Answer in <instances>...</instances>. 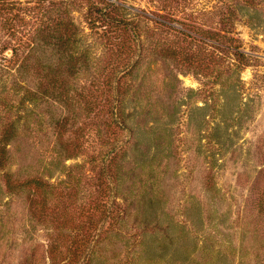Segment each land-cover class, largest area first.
<instances>
[{"label": "rangeland", "instance_id": "rangeland-1", "mask_svg": "<svg viewBox=\"0 0 264 264\" xmlns=\"http://www.w3.org/2000/svg\"><path fill=\"white\" fill-rule=\"evenodd\" d=\"M0 149V264H264V0H0Z\"/></svg>", "mask_w": 264, "mask_h": 264}, {"label": "trees", "instance_id": "trees-1", "mask_svg": "<svg viewBox=\"0 0 264 264\" xmlns=\"http://www.w3.org/2000/svg\"><path fill=\"white\" fill-rule=\"evenodd\" d=\"M13 137L14 136H12V135H11V137L7 136V137H5L4 141L7 143H10L13 140ZM3 150H5V149H3ZM3 150L0 149V155H1L2 159L5 158V156H4L5 151H3ZM30 182L34 183L35 186H37V188H39L41 191H45L44 188L42 187L43 185L41 183H38V181L31 180ZM30 182H28V183H30ZM7 185H8V187H7L8 190L12 193L18 190L17 187H15L9 181L7 182ZM103 212L104 211H102V214H103ZM88 228L89 229H87V232L85 233V235L79 237L76 241L73 240L72 247L69 250L70 254L67 256L68 259H65V261H64L66 264H80L84 260L85 255L88 253V251H89V249H90V247L94 241L95 233H97V226L94 225V223L92 225H90ZM95 229H96V231H95ZM54 251H55L54 249H53V251L51 250L52 256L55 254ZM53 260H54V258H53Z\"/></svg>", "mask_w": 264, "mask_h": 264}]
</instances>
